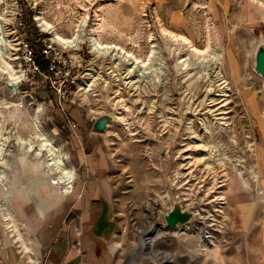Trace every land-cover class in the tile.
Returning <instances> with one entry per match:
<instances>
[{"label":"rangeland","instance_id":"374dc122","mask_svg":"<svg viewBox=\"0 0 264 264\" xmlns=\"http://www.w3.org/2000/svg\"><path fill=\"white\" fill-rule=\"evenodd\" d=\"M21 38L37 51L41 39L67 49L75 81L62 105L46 83L13 80ZM258 45L264 0H0V246H28L27 184L56 201L49 153L75 172L79 152L97 150L125 262L264 264ZM106 113L105 130H94ZM174 203L189 222L167 224Z\"/></svg>","mask_w":264,"mask_h":264},{"label":"crops","instance_id":"0c3cea01","mask_svg":"<svg viewBox=\"0 0 264 264\" xmlns=\"http://www.w3.org/2000/svg\"><path fill=\"white\" fill-rule=\"evenodd\" d=\"M69 167V179L47 182L55 189L52 204L38 195L32 183L25 186L34 198L31 226L26 227L29 243L0 246V264H133L120 254L121 223L112 199L107 159L97 150L80 151L75 172ZM60 184L68 189L58 191ZM2 187L6 196L7 188ZM20 191L19 199L27 200L26 190Z\"/></svg>","mask_w":264,"mask_h":264},{"label":"built area","instance_id":"2783aa9c","mask_svg":"<svg viewBox=\"0 0 264 264\" xmlns=\"http://www.w3.org/2000/svg\"><path fill=\"white\" fill-rule=\"evenodd\" d=\"M16 26H23L22 21ZM41 41L38 51L25 38L18 41V84L34 88L40 82L46 83L58 104L62 105L69 100L75 81V63L65 47L51 39Z\"/></svg>","mask_w":264,"mask_h":264},{"label":"water","instance_id":"95a60500","mask_svg":"<svg viewBox=\"0 0 264 264\" xmlns=\"http://www.w3.org/2000/svg\"><path fill=\"white\" fill-rule=\"evenodd\" d=\"M254 70L264 77V45H258L254 53ZM112 119L109 113L104 114L93 122V129L96 131H104L108 122ZM192 214L181 210L178 203H174L173 207L165 215V220L169 226H176L177 223L184 224L189 222Z\"/></svg>","mask_w":264,"mask_h":264},{"label":"bare ground","instance_id":"6f19581e","mask_svg":"<svg viewBox=\"0 0 264 264\" xmlns=\"http://www.w3.org/2000/svg\"><path fill=\"white\" fill-rule=\"evenodd\" d=\"M43 24H44L43 22H40L41 26H43ZM54 38L57 42L62 43L67 47H75V45L77 43V37H75L73 39H64L60 36L55 35ZM95 48L102 49L103 46H101L99 43L96 42ZM18 77H19V75L16 74L13 80L17 81ZM49 154L52 157L50 159H48L49 161L45 162L44 165L47 168L46 173H47L48 177L50 178V180L52 181V183H56V184L62 183L63 181L69 179L71 174H72V170L70 169V167L68 166L66 168H61V166H64V160L59 159V158L57 159L56 156L52 155L51 153H49ZM2 178H3V176L0 175V179H2ZM66 189H68V185H65V187L62 189V191H65Z\"/></svg>","mask_w":264,"mask_h":264}]
</instances>
